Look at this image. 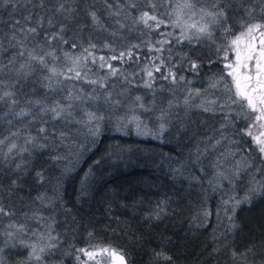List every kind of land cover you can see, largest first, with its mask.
I'll return each mask as SVG.
<instances>
[{
    "label": "trees",
    "instance_id": "1",
    "mask_svg": "<svg viewBox=\"0 0 264 264\" xmlns=\"http://www.w3.org/2000/svg\"><path fill=\"white\" fill-rule=\"evenodd\" d=\"M169 1L164 9L163 0H0V84L11 93L0 96V131L7 129L3 116L7 111L53 99L66 102L67 94L75 97L76 87L63 74V67L74 58L67 55L90 51L129 54L135 59L136 53L145 58L154 53L156 22L145 25L140 18L148 12L164 20L162 28H166L174 14V0ZM260 5L261 0H210L211 11H224L212 37L179 40L169 34L163 60L184 77L222 75V54L235 34L234 25L247 13H262ZM29 28L36 32H28ZM29 53L43 56L44 63L31 59ZM193 63L197 68H192ZM132 64L129 60L123 70L132 69ZM97 75L96 81L106 76ZM107 86L121 101L110 110H99L88 127L82 119L77 128L59 121L56 127L64 132L57 134L50 132L52 127L45 120L44 131L32 123H11L33 139L21 153L7 151L0 143V208L8 213H0V228L9 221L30 224L33 216L42 213H51L53 224L48 247L39 260H28L27 251L14 246L5 250L9 264H78L80 249L93 246L116 250L127 264H261L264 196L255 197L251 206L236 208L232 216L239 227L229 231L230 222L218 213L221 210L212 191L191 178L193 168L183 163L196 135L221 123L254 161L255 185L264 184V159L241 131L247 122L244 115L187 109V117L178 120L194 132L193 137L188 139L184 130L176 134L165 130L156 138L136 132L126 120L134 114L151 120L157 107L163 111L169 99L168 84L154 90V86L120 82L117 75ZM125 92L140 95L147 109L125 110ZM167 115L172 123L180 112ZM194 117L200 122H189ZM42 140H51L55 149L42 146ZM53 151L60 159L53 157ZM239 181L248 185L244 175ZM242 186L238 187L241 193ZM50 196L54 208L41 202Z\"/></svg>",
    "mask_w": 264,
    "mask_h": 264
},
{
    "label": "rangeland",
    "instance_id": "2",
    "mask_svg": "<svg viewBox=\"0 0 264 264\" xmlns=\"http://www.w3.org/2000/svg\"><path fill=\"white\" fill-rule=\"evenodd\" d=\"M200 1L174 0V2H171V9L174 12L172 15L173 19L170 22L167 21L168 26L166 28H162V25L166 24L164 20H162L163 23L159 27H155L158 34L156 37L157 44L153 49L155 52H152L146 58L140 57V53H136L134 59L129 54L121 55L122 53H120L115 55L112 53H94L90 51L77 56L67 55L69 58H74L73 61H70L69 64L63 67V74L64 78L69 80V85H73L74 88L76 87L77 90L74 92L76 93L75 97L72 98L70 94H67L66 102H58V100L53 99L41 104H28L15 111L5 112L3 116L5 117V124L7 125L5 128L7 129L3 128L0 131V143L8 149L7 151L11 149V151H15L16 153L23 152L27 149L28 144H31L33 138L27 136L24 132L17 131L11 124L13 121L14 123L18 121L19 125H22V123L36 124L39 129H44V120L49 121V125L52 127L50 132H56L57 134L64 132L62 129L56 127L59 121L63 125L77 128L76 125L79 123V119H82L85 121L83 126H90V122L98 117L99 110L102 108L110 110L120 103L121 96L107 86L110 78L118 75L120 82L132 83L135 86H142L143 88H152L154 86L152 88L154 90L158 89L162 83L168 84L169 95L167 96L169 99L166 101L163 111L157 107L151 120L137 114L131 115L126 120V122L130 121L133 124L136 132L143 135L152 134L156 138H159V135L165 130H172L173 134L184 130L187 131L188 135L186 133V136H189V139L193 137L194 132L189 127H186L188 128L186 129L178 120L182 119L183 116L187 117L185 115L187 109H196L202 113L216 115L220 113L228 114L234 111L241 116L244 115L247 122L241 131L249 137L252 145L255 146V150L264 159V153L259 151L260 146L252 138L253 136H257L264 139V136H261L264 128L260 127V124L264 123V121L256 122L258 113L252 112L247 107L246 100L236 96L233 79L228 75L230 71L237 68V46L233 45L232 42L237 37H240L238 45L240 52L239 75L241 77L251 76L253 78L252 84L256 83V62L262 49L259 47L249 52V45H251L255 38V32L251 36H242L241 33L247 31L248 25L264 24V11H262L263 15L262 13L256 15L247 13L248 17L245 16L239 25H234L236 27L235 34L230 38L222 54L224 72L220 76L216 75L210 78L184 77L183 73L178 72L173 65L162 58L165 42L169 34H174L179 40L187 36H198L206 39L212 37L213 33L211 32L214 24L223 20L224 16L209 15L208 13H215L209 7L210 0L204 3L203 0ZM169 2V0H163V3L161 2L162 8L166 9ZM187 3H191L193 7H184ZM262 8H264V5H262L261 0L260 9ZM216 13L218 12L216 11ZM160 20L157 17V21ZM157 21H155L154 25H157ZM193 24L196 25L195 28L190 27ZM201 26L207 28L205 33L197 31V28ZM249 54L252 56V59L246 58ZM129 60H132L133 67L132 69H127L125 72L123 68ZM227 64H232L233 68L225 67ZM245 64L247 67H244ZM157 68H159V71H157ZM93 69H96L98 73L96 71L93 72ZM149 72L151 75H149ZM95 74H98V77L101 75L106 76H103V81H96L97 77ZM173 74L175 78H173ZM212 85H215V87ZM67 88L72 89L69 86ZM5 92H8V89L0 84V96ZM123 98L127 99L123 105L127 111L134 108L147 109V105L140 95H132L125 92ZM233 101L236 102L233 103ZM53 108L61 112L59 117L53 118L54 113L51 111ZM205 108L210 110L205 111ZM170 111L180 112L179 116L176 118L174 116L175 120H172V123L169 122L167 115ZM90 113L95 117L91 121L89 120ZM56 119L59 120L55 121ZM189 122L198 123L200 122V118L194 117ZM151 124H154L153 128ZM254 124L255 126L250 129V125ZM162 125L163 128L161 127ZM18 129L20 128L18 127ZM249 130H251L252 136L247 135ZM44 141L42 140L39 143L42 146L55 149V146L51 147V140ZM12 145H15V147L13 148ZM189 150V154L185 155L183 163L186 162L189 167L193 168L189 173L190 177L197 179V181L212 191L218 203L216 206L221 210L218 213L225 222H230L229 217L232 216V208L235 206V202L242 200L244 198L242 197L243 195L249 194L250 188L257 187L258 185L257 181L255 182L257 185H255L251 176V174L257 171L253 168L254 161L246 154V147L241 146V142L235 139L233 132L225 130L221 123L217 127L205 131V133L197 134L190 144ZM52 155L55 159H60L57 152L53 151ZM242 175L248 181L246 187L242 186L239 181ZM240 186H242L243 193L238 189ZM41 202L49 205L50 208H54V198L52 196L42 199ZM51 215V213H42L33 216V222L27 225L19 224L15 221L2 222L3 226L0 228V249H2L0 251V264H9L5 256V250L14 246L27 251L26 258L28 260L30 259L29 254L33 251L32 246H35L36 253L40 256L45 247H48L49 237L52 235L53 220ZM8 233H12V235L8 236ZM40 249H43V251L41 252ZM105 249L108 251L105 252ZM112 252L121 255V253L107 246L83 247L80 249L77 263L118 264V261L112 257ZM88 253H92V256L90 257ZM31 259H34V257ZM46 264L48 263L46 262Z\"/></svg>",
    "mask_w": 264,
    "mask_h": 264
},
{
    "label": "snow or ice",
    "instance_id": "3",
    "mask_svg": "<svg viewBox=\"0 0 264 264\" xmlns=\"http://www.w3.org/2000/svg\"><path fill=\"white\" fill-rule=\"evenodd\" d=\"M262 5H264V0H262ZM184 7H188V8H192L193 5L191 3H187L184 5ZM262 11H264V8H262ZM209 15H217V16H224V11L220 10L218 13H208ZM93 19L95 20V14L93 13ZM145 25L148 24L149 20H153V21H157V17L155 15H149L148 12H144L140 18ZM163 21H157V27H159L160 24H162ZM190 27H196L195 24L190 25ZM264 27V24H251L247 26V31L245 33H241V35H249L251 36V34L257 30H259L260 28ZM28 32L30 33H35L36 29L35 28H29L27 29ZM197 31L200 33H205L207 31V28L205 26H201L199 28H197ZM227 31V30H226ZM261 37H264V33H261ZM239 41H240V37H237L236 40H234L232 43L233 45L237 46V68L233 69V71H230L228 73L229 76L232 77L233 79V85L235 88V93L236 96L238 98H241L243 100L247 101V107L254 113H258V115L256 116V122L259 123L261 121H264V38H262L260 40V45H261V52H260V56L259 59H257L256 62V71H257V76H256V83L255 85L252 84V77L251 76H243L241 77L239 75L238 72V68L240 66V52H239ZM254 45H249V52L254 50ZM21 55H23V52L21 53ZM30 58L33 60H38V62H40L41 64L44 63V57L43 56H35L32 55L31 53H29ZM123 55V53L121 54ZM247 59H252V56L249 54L247 57ZM192 68L195 69L197 68V65L195 63H193ZM225 67L227 68H233L232 64H227L225 65ZM244 67H247V65L245 64ZM157 71H159V68H157ZM77 75H79V73H77ZM149 75H151V73L149 72ZM173 78L174 74H173ZM213 87H215V85H212ZM11 96V93L9 92H5L4 93V97H8ZM0 99H3V97H0ZM236 101H233V103H235ZM205 111H209L210 109L205 108ZM51 111L54 113V117H59L61 115V112L58 111L56 108L51 109ZM95 117L93 116V114H89V120L91 121L92 119H94ZM254 125H250V129L251 127H254ZM163 128V125L161 126ZM260 127L264 128V123L260 124ZM41 131H44L43 129H41ZM98 132V129H97ZM96 134V133H94ZM247 135L252 136V132L251 130H249L247 132ZM261 136H264V132L261 133ZM253 140L257 143V145H259V151L261 153H264V139H261L260 137L257 136H253L252 137ZM12 147L14 148L15 145H12ZM11 151V149H10ZM37 176L40 177L41 179L43 178L41 176V173L37 172ZM15 183V182H13ZM257 196H264V184H261L259 187H253L249 189V194H246L245 197L242 200H237L235 202V206L232 208V212L233 215H235L236 212V208H238L241 204H248L251 206L252 201L255 197ZM227 203V202H226ZM0 213H3L5 215H7L8 213L4 212L3 208H0ZM229 221H230V227H229V231L239 227L234 219L233 216L229 217ZM12 233H8V236H11ZM51 247V245H50ZM33 251L29 254V258H35L37 260L40 259V256L36 253L35 250V246H32ZM0 251H2V249H0ZM40 251L42 252L43 249H40ZM105 252H107L108 250L105 249ZM249 251H251L249 249ZM88 255L91 257L92 253H88ZM112 257L114 258V260L118 261V264H126L125 261V257L123 255H119L116 252H112L111 253ZM236 253L233 252V258H236ZM244 255V254H241ZM165 259H170V257H165ZM261 264H264V261H261Z\"/></svg>",
    "mask_w": 264,
    "mask_h": 264
},
{
    "label": "flooded vegetation",
    "instance_id": "4",
    "mask_svg": "<svg viewBox=\"0 0 264 264\" xmlns=\"http://www.w3.org/2000/svg\"><path fill=\"white\" fill-rule=\"evenodd\" d=\"M261 33H264V27L260 28L259 30L255 31V38L252 41L251 45H254V50L261 47L260 40L264 37H261ZM255 85V84H254Z\"/></svg>",
    "mask_w": 264,
    "mask_h": 264
},
{
    "label": "water",
    "instance_id": "5",
    "mask_svg": "<svg viewBox=\"0 0 264 264\" xmlns=\"http://www.w3.org/2000/svg\"><path fill=\"white\" fill-rule=\"evenodd\" d=\"M122 255V254H121ZM124 256V255H123ZM125 261H126V259H125ZM126 264H127V262H126Z\"/></svg>",
    "mask_w": 264,
    "mask_h": 264
}]
</instances>
